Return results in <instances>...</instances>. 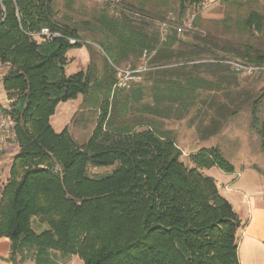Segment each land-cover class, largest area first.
I'll return each instance as SVG.
<instances>
[{
  "label": "trees",
  "instance_id": "16d2710c",
  "mask_svg": "<svg viewBox=\"0 0 264 264\" xmlns=\"http://www.w3.org/2000/svg\"><path fill=\"white\" fill-rule=\"evenodd\" d=\"M175 1L179 23H164L162 36L157 24L166 16L144 2L116 15L108 1L90 20L71 24L57 20L52 0H0V65L11 101L5 111L16 121L19 147L0 194V238L9 241L14 264L22 251L37 264H54L52 251L83 264H239L237 214L201 171L231 173L232 165L210 147L191 154L193 166L186 167L164 122L198 113V133L208 140L250 107L264 153L260 97L241 88L224 63L264 65V54L178 32L186 6L202 0ZM241 27L260 32L263 18L252 11ZM85 41L101 49L102 63L91 60L66 76L65 55L89 46ZM141 60L145 71L133 75L140 82L118 86V70L135 71ZM78 96L98 108L82 144L49 122L57 105ZM90 168L108 171L91 175ZM34 221L46 229L36 233Z\"/></svg>",
  "mask_w": 264,
  "mask_h": 264
},
{
  "label": "rangeland",
  "instance_id": "374dc122",
  "mask_svg": "<svg viewBox=\"0 0 264 264\" xmlns=\"http://www.w3.org/2000/svg\"><path fill=\"white\" fill-rule=\"evenodd\" d=\"M52 1L57 20L60 22L68 20L71 24H79L90 20L92 15L99 9L108 6L106 4L108 1L113 4L108 7L109 14L117 15L119 7L130 3L135 5L140 2H144L145 8L152 13L162 12L166 19L161 24H157L162 36L167 31L164 23H177L179 21L177 17L179 3L175 0ZM252 11L260 14L263 18V27L260 32L255 30L248 32L241 27V23ZM192 16L194 17L192 18ZM196 17V26L192 25L187 29L190 34L196 33L208 36L218 45H249L264 54V0H202L199 5H187L182 19L188 20L192 18L193 24ZM36 40L39 41L40 39L36 37ZM85 42L89 43V46L72 49L65 55L67 65L64 71L66 76L86 70L91 60L96 64L102 63L101 56L103 54L101 49L89 41ZM139 65H145V61L141 60ZM6 71L7 67L0 65V108L8 110L11 101L5 96L2 82ZM238 79L241 88L250 91L255 98L260 97L257 106V117L260 122H264V78L238 76ZM118 80L129 87L132 86L131 83L140 82L137 78L131 80L122 76H118ZM199 107L200 105H197V108ZM251 109L250 107H245L237 115L229 118L222 130L208 140L200 138L197 126L202 116H198L200 118L197 119L198 113L195 114V112L190 116V119L194 118L192 120L165 121L164 129L172 133L177 147L182 152L180 160L186 167L190 168L193 166L190 160L192 153H197L202 148L218 147L223 157L232 165L233 171L240 173V183H245L248 190L255 192L264 188V153L261 150L260 139L256 131L251 128ZM97 115L98 108L93 106V99L91 97L78 96L76 100L59 104L55 116L50 119V125L55 132H60L67 127L73 140L77 144H82L90 137L95 128ZM18 150L19 147L14 144L5 151L0 152V194L9 178L10 166ZM105 171H108V169L90 168L89 174L103 173ZM201 171L205 176L212 178V171L222 170L214 166ZM254 196L261 201L263 200L261 193ZM33 229L36 233H39L46 229V226L34 221ZM9 246L10 243L7 239L0 238V264H14L9 257ZM50 259L54 264H83L76 256L63 255L54 251L50 252ZM16 261L17 264H37L31 253L23 251L17 254Z\"/></svg>",
  "mask_w": 264,
  "mask_h": 264
},
{
  "label": "crops",
  "instance_id": "0c3cea01",
  "mask_svg": "<svg viewBox=\"0 0 264 264\" xmlns=\"http://www.w3.org/2000/svg\"><path fill=\"white\" fill-rule=\"evenodd\" d=\"M55 112L50 119L55 116ZM211 173L220 195L230 203L240 222L237 232L239 264H264V188L251 192L245 183H240L241 177L237 171ZM258 193L263 195L262 201L255 198L254 195Z\"/></svg>",
  "mask_w": 264,
  "mask_h": 264
},
{
  "label": "built area",
  "instance_id": "2783aa9c",
  "mask_svg": "<svg viewBox=\"0 0 264 264\" xmlns=\"http://www.w3.org/2000/svg\"><path fill=\"white\" fill-rule=\"evenodd\" d=\"M193 17L194 16H192V18ZM192 18L188 20H183L181 25L177 26L178 32L187 31V29L192 26ZM41 35L44 36L46 39H50V35L47 30H43L41 32ZM224 63L229 65L230 69L239 77L264 78V65H246L236 61H224ZM145 69V65H140L135 71L118 70V73L119 76H122L126 79H139V77L133 75L144 72ZM118 86H124V84L119 82ZM16 125L17 124L15 119L9 113H7L5 109L0 108V152L5 151L8 147L15 144Z\"/></svg>",
  "mask_w": 264,
  "mask_h": 264
}]
</instances>
